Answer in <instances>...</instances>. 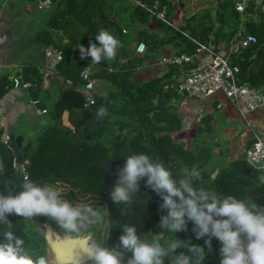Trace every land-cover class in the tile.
I'll use <instances>...</instances> for the list:
<instances>
[{
	"label": "trees",
	"instance_id": "trees-1",
	"mask_svg": "<svg viewBox=\"0 0 264 264\" xmlns=\"http://www.w3.org/2000/svg\"><path fill=\"white\" fill-rule=\"evenodd\" d=\"M137 1L151 3L153 0ZM164 2L168 6V19L174 26L157 20L132 0H52L46 26L36 33L35 39L44 47L53 45L63 51L57 66V75L63 82L59 99L49 113L50 125L25 148L24 171L14 168L15 154L3 143L0 131V192L5 195L9 189L13 194L19 192L26 176L38 184L54 185L60 189L62 198L73 204H89L101 212L102 220L90 226L86 233L70 236L92 234L95 245L118 246L124 224H134L142 239H150L159 231L160 198L145 186L144 180L140 181L132 204L115 205L110 198L117 170L123 166L126 155L132 153H146L162 161L174 175L195 167L201 173L200 179L194 181L197 186L213 189L218 194L252 197L264 206V185L256 179L264 174V168L254 167L244 158L213 163L215 146L200 136V128L189 144L175 138L183 128L182 116L176 110L182 98L174 78L180 70L178 66L171 65L162 76L143 83H136L132 78L134 71L167 45L174 46L177 53L192 54L198 41L213 44L219 51L220 39L237 43L243 35L254 34L256 43L231 51L229 58L240 67L241 83L264 87V21L258 22L252 17H259L264 11L252 2L245 13H240L235 7L236 0H223L215 12L205 6L189 17L184 26H177L173 22V4ZM179 4L184 5V0H179ZM151 23L156 24L157 30L149 29ZM100 30L109 31L119 46L114 58L94 63L93 77L109 86L106 94L97 96L95 104L85 107L84 95L78 86L84 82L82 71L92 62L90 57L81 59L78 48L81 44L87 47L88 39L95 40ZM140 42L147 46L145 54L136 51ZM18 78L30 82L31 90L41 91L44 78L39 68L24 66ZM66 84L69 85L65 87ZM14 86V79L2 74L0 100ZM100 107L107 109L103 119L96 117ZM65 113H68L69 125L63 122ZM35 218L40 220V226L50 219L42 215L30 219L9 215L8 224H0V232L12 231L25 241L24 247L30 255L44 256L47 261L48 245L44 233L32 224ZM191 228L189 223L188 230L177 233V237L203 245V239L196 240ZM218 249L219 243L213 238L212 247H205L202 264H219ZM129 255L125 254V260ZM168 259L165 264H169Z\"/></svg>",
	"mask_w": 264,
	"mask_h": 264
},
{
	"label": "clouds",
	"instance_id": "clouds-1",
	"mask_svg": "<svg viewBox=\"0 0 264 264\" xmlns=\"http://www.w3.org/2000/svg\"><path fill=\"white\" fill-rule=\"evenodd\" d=\"M96 43L78 48L81 59L91 58L92 63L111 60L116 55L119 41L109 31L100 30ZM107 115L100 107L98 119ZM201 173L195 167L174 175L162 161L146 153L126 155L124 164L117 170V180L110 198L115 205L128 206L138 194L140 181L159 198L160 216L157 227L162 231L150 239H142L134 224L121 226L118 246L96 244L86 249L92 264H202L205 247H212L215 238L219 243V264H264V206L252 197L238 198L231 194H218L215 190L197 186ZM264 185V174L257 176ZM20 191L0 192V224L7 225L9 215L25 219L42 215L54 221L67 234L86 233L90 226L102 220L101 212L87 203H71L62 198L59 188L52 184H38L27 177L19 185ZM191 231L203 245L182 240L177 233ZM168 233L174 238L161 243L158 238ZM25 241L10 230L0 232V264H47L44 256L33 257ZM180 250V251H178ZM130 255L125 260V254Z\"/></svg>",
	"mask_w": 264,
	"mask_h": 264
},
{
	"label": "crops",
	"instance_id": "crops-1",
	"mask_svg": "<svg viewBox=\"0 0 264 264\" xmlns=\"http://www.w3.org/2000/svg\"><path fill=\"white\" fill-rule=\"evenodd\" d=\"M169 1L174 7L173 22L177 26H184L189 17L205 6H210L215 12L218 3L223 0H184L182 6L179 0ZM6 5L7 10L4 9ZM17 6L20 10L15 17L11 14ZM256 7L264 11L262 0L256 1ZM35 8H37L35 0H0V73L9 75L13 80L20 76L24 66H35L40 69L44 78L41 91H39V100L41 101L40 92L52 90L57 93L56 101H58L62 79L46 71L45 47L35 39L36 33L46 26L48 18L44 21H37L36 17H29ZM252 17L258 22L264 21V14ZM148 27L151 30H157L154 23L149 24ZM234 44L236 43L233 41L227 43L225 39H220L219 51L229 57ZM167 51H176V48L167 45L158 51L159 54L151 55L141 67L132 73L133 80L136 83H143L148 79L162 76L161 67L155 62ZM68 85L66 84L65 87ZM104 85L105 83H103V88ZM104 93L106 94L105 90H103V95ZM1 100L10 134L23 136V147L27 148L34 139L26 140L24 130L18 124L22 123V121L19 122L22 109L26 108L28 103V105H34L30 103L29 90L12 87ZM27 100H29L28 103ZM176 110L183 119V128L177 135L188 136L191 141L200 128V136L215 146L212 162L224 163L244 158L245 149L253 140L254 130L264 138V107L248 111L243 105L232 103L222 93H217L206 100L182 97ZM36 113L39 116L45 114L38 110ZM67 115L68 113L63 115V122L69 125ZM49 123L35 127L36 135L49 126Z\"/></svg>",
	"mask_w": 264,
	"mask_h": 264
},
{
	"label": "built area",
	"instance_id": "built-area-1",
	"mask_svg": "<svg viewBox=\"0 0 264 264\" xmlns=\"http://www.w3.org/2000/svg\"><path fill=\"white\" fill-rule=\"evenodd\" d=\"M132 1L145 8L157 20L164 21L174 26L168 19V6L164 2L165 0H153L151 3H141L137 0ZM256 1L257 0H236L235 7L240 13H245L249 5L252 2L256 3ZM51 5L52 0H35V6L43 11H48ZM243 36L244 38L240 39L238 43H242L244 47L257 42V37L254 34H245ZM91 43L96 42L92 38H89L88 45ZM196 44L197 48L192 54L167 51L155 62L157 66L161 67V75H163L171 65L180 68L178 74L175 75L174 78L177 92L181 97L206 100L217 93H222L232 103L243 105L248 111H254L264 107V87L256 88L251 87L248 83H241L238 78L240 67L237 64L229 62L228 56H225L220 51H217L214 46L205 42L196 41ZM136 51L139 54H145L147 52L146 44L140 42L137 45ZM44 57L46 60V71L56 76L57 66L63 58V51L58 47L49 45L44 48ZM93 66L94 63H91L85 67L81 73L84 82L78 86V89L84 95L85 107L95 104L97 96L100 94L103 95L104 90L103 82L93 77ZM1 75L0 73V77ZM14 82V87H22L31 90L32 85L30 82H23L19 80L18 77L14 78ZM39 112L46 113L47 109ZM0 131H2L1 137L3 143L13 151L11 147L13 139L7 128L2 100H0ZM21 153L25 158L24 147H22ZM244 159L254 167L264 168V138L255 130L253 131V140L251 144L245 149ZM13 166L14 168L19 166L16 154ZM21 171H24L23 163L21 164Z\"/></svg>",
	"mask_w": 264,
	"mask_h": 264
},
{
	"label": "water",
	"instance_id": "water-1",
	"mask_svg": "<svg viewBox=\"0 0 264 264\" xmlns=\"http://www.w3.org/2000/svg\"><path fill=\"white\" fill-rule=\"evenodd\" d=\"M242 36L241 39H243ZM242 43H236L232 45V51H237L239 48H243ZM30 103L34 104L38 111H44L46 106L39 100V92L36 90H29ZM13 141L11 147L14 153L17 155V162L19 166L18 170H21V164L23 163L24 156L21 153L23 147L24 138L21 135H11ZM45 230L44 236L50 251L54 255V264H88L91 262L86 249L92 247L91 242L92 234L84 236H62L55 233V229L50 224H44Z\"/></svg>",
	"mask_w": 264,
	"mask_h": 264
},
{
	"label": "rangeland",
	"instance_id": "rangeland-1",
	"mask_svg": "<svg viewBox=\"0 0 264 264\" xmlns=\"http://www.w3.org/2000/svg\"><path fill=\"white\" fill-rule=\"evenodd\" d=\"M57 3V2H56ZM54 3V5L56 4ZM8 4V3H6ZM7 5L4 6V9L7 10ZM15 10H13L12 14L13 16L16 17L18 11L20 10V7L17 6V7H14ZM51 12V10H48V11H43V10H40V9H37L35 8L31 13H30V16L29 17H33L35 18L37 21H44L46 18H48L49 16V13ZM229 62H231V59L229 58L228 59ZM109 85L108 84H105L104 85V90L106 91V88L108 87ZM105 94V93H104ZM40 97H41V101L43 102V104L47 107V113L39 116L36 112H37V109L34 105H28V101L27 100V107L22 109V113L20 115V120L19 122L22 121L21 124H18L19 127H21L23 130H24V133H25V138L26 140H30V139H35L36 138V128L37 126L41 125V124H47L50 122V112L53 110L54 108V105L56 103V98H57V93L55 91H50V92H40ZM113 119H118V117H114ZM50 124V123H49ZM181 135V134H180ZM175 138L177 140H185L189 143L190 139L188 136H179V134H175ZM26 147V146H25ZM214 163V162H213ZM213 164L209 165L208 168H211ZM32 224L36 227L37 231L39 232H44L45 230L43 229V225H41V222L40 220L38 219H33L32 220ZM45 224H50V225H53L52 221L50 219H47L45 221ZM54 229H55V233L57 234H60L62 236H70V235H67L61 228H59L57 225L56 227L54 226ZM158 233H160L162 230L158 228ZM163 235V234H162ZM159 236L158 238L159 239H162L161 240V243H164L165 241H168L170 240L171 238V235H168V236H165L163 238V236ZM92 244L95 245V240L92 238L91 240ZM46 251H47V264H53L54 263V255L53 253L50 251L49 247L47 246L46 247ZM88 264H92V262L88 263Z\"/></svg>",
	"mask_w": 264,
	"mask_h": 264
}]
</instances>
